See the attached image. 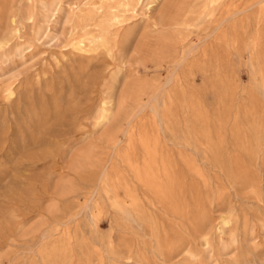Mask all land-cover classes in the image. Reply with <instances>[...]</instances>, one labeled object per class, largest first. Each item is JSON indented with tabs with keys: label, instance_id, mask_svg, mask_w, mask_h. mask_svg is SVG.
<instances>
[{
	"label": "rangeland",
	"instance_id": "obj_1",
	"mask_svg": "<svg viewBox=\"0 0 264 264\" xmlns=\"http://www.w3.org/2000/svg\"><path fill=\"white\" fill-rule=\"evenodd\" d=\"M253 1L0 0V264H264V169L194 175L197 105L264 86ZM238 23L252 59L199 73Z\"/></svg>",
	"mask_w": 264,
	"mask_h": 264
},
{
	"label": "bare ground",
	"instance_id": "obj_2",
	"mask_svg": "<svg viewBox=\"0 0 264 264\" xmlns=\"http://www.w3.org/2000/svg\"><path fill=\"white\" fill-rule=\"evenodd\" d=\"M258 3L259 0H254L252 5ZM232 15L233 12L229 17ZM231 30L230 36L222 35L215 40L210 54H204L202 59L204 61L197 67L199 73L209 76L219 51H222L220 59L225 58L230 50L239 52L244 50L252 59L253 54L259 49L260 31L254 33L253 39L245 48L238 44L241 38V23L234 24ZM236 98L240 99L238 103H235ZM220 102L225 106L226 112L231 113L236 109L237 113L233 117L229 114L226 119H216L211 124L201 122L200 105H197L194 134L197 161L194 175L199 183L202 178L200 171L202 160H199V157L204 155L214 162L229 180L239 177L245 189L253 190L248 198L258 200L256 194L261 187L258 173L264 169V86L247 89L226 86ZM215 192L216 200L222 201L224 193Z\"/></svg>",
	"mask_w": 264,
	"mask_h": 264
}]
</instances>
